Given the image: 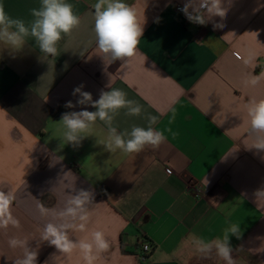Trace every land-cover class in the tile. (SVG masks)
<instances>
[{
  "label": "crops",
  "instance_id": "0c3cea01",
  "mask_svg": "<svg viewBox=\"0 0 264 264\" xmlns=\"http://www.w3.org/2000/svg\"><path fill=\"white\" fill-rule=\"evenodd\" d=\"M0 2L29 29L18 44L0 36V192L11 197L0 264L29 252L37 264H86L78 245L94 246V232L109 244L102 253L93 247L94 264H140L122 246L135 251L145 241V264H225L214 247L208 257L197 249L232 225L240 228L239 237L229 234L234 264H264V151L255 147L264 133L247 114L264 100V0H222L225 15L203 12L200 28L176 12L190 0H123L144 34L135 56L115 62L96 43L98 0H66L81 23L58 42L57 56L31 35V10L42 0ZM113 89L141 105V115L110 112V125L86 121L68 141L63 116L97 111L93 102ZM83 93L91 101L81 104ZM150 116L166 137L159 147L108 148L111 128L127 141L134 127L147 130ZM49 224L77 245L70 254L43 239Z\"/></svg>",
  "mask_w": 264,
  "mask_h": 264
},
{
  "label": "clouds",
  "instance_id": "9594fccd",
  "mask_svg": "<svg viewBox=\"0 0 264 264\" xmlns=\"http://www.w3.org/2000/svg\"><path fill=\"white\" fill-rule=\"evenodd\" d=\"M222 0H200L199 8L194 9L197 13L192 15L189 8H193L192 0L185 4L184 13L190 21L204 25L205 17L201 9H206L207 13L223 17L225 15L222 9ZM95 8V26L94 32L96 43L101 53L110 55L113 62L117 60H125L136 55L137 48L141 37L144 34L143 24L138 19L137 12L133 7L124 3L123 0H98L94 5ZM215 8L216 11L212 9ZM32 16L36 17L31 26V35L38 41L41 51L46 56L58 55V42L65 35H70L74 29L78 28L81 20L73 11V6L66 0H42V8L40 10L32 9ZM15 27L17 32H9L10 28ZM29 29L20 19L11 18L4 9V5L0 2V36H5L14 44L20 42V34L27 35ZM83 87V86H81ZM80 88L75 89V93L80 92ZM84 99L79 101L83 104L85 101H91L89 93H83ZM135 106L133 107V105ZM69 102L66 107H70ZM93 107L97 109L95 112L83 111L81 113L65 114L62 123L69 129L67 140L75 142L78 132H83L88 128V122H95L97 118L106 121L109 125L112 117L109 113H115L119 109L128 108V115L140 116L143 108L137 102L127 99V94L121 89H113L110 92L103 93L98 101L93 102ZM247 114L250 117L251 129L258 133H264V100L252 102L248 106ZM158 122L155 116L149 117V127L147 130L141 127H134L131 132V139L125 141L122 135H116V129L111 128L114 136L113 143L108 144V148L115 151L121 149L126 154L139 153L144 150L146 145L153 148L159 147L166 139L162 131L153 129L152 125ZM258 151H264V140L255 145ZM77 207L83 204V201L77 199L75 201ZM11 205V197L4 192H0V226H7L8 220H11L9 208ZM68 214L75 215V209H69ZM7 215L8 219L4 217ZM87 219V217H81ZM240 228L238 225H232L227 229L222 238H217L211 243L204 244L197 251L208 257L211 255L213 247L216 255L225 261V264H234L232 258L233 248L230 243L229 234L239 237ZM43 239L49 241L52 246L63 253L70 254L77 245L68 239L66 233L61 232L56 226L49 224L44 232ZM93 244L80 242L78 247L84 253L83 259L86 264H94L98 256L93 255V247L97 253L108 250L109 244L102 232L93 233ZM16 241H10L12 247L16 246ZM38 254L29 252L23 261L18 264H37Z\"/></svg>",
  "mask_w": 264,
  "mask_h": 264
},
{
  "label": "trees",
  "instance_id": "16d2710c",
  "mask_svg": "<svg viewBox=\"0 0 264 264\" xmlns=\"http://www.w3.org/2000/svg\"><path fill=\"white\" fill-rule=\"evenodd\" d=\"M145 242H146L145 244H149L148 241H145ZM150 247H151V245H150ZM150 252H151V250L148 251V252H146L144 250V244L143 243L139 244V246H137V249L135 251L134 250H129L126 246H122V253L125 254V255L138 256L140 264H145V261L148 259Z\"/></svg>",
  "mask_w": 264,
  "mask_h": 264
},
{
  "label": "built area",
  "instance_id": "2783aa9c",
  "mask_svg": "<svg viewBox=\"0 0 264 264\" xmlns=\"http://www.w3.org/2000/svg\"><path fill=\"white\" fill-rule=\"evenodd\" d=\"M183 9H184L183 6H181V5H177V6H176V12H177V14H178L179 16H181V17L185 20V22H186L187 24H190V25H192V26H194V27H196V28H200L202 25L199 24V23H194V22L190 21V19L188 18V16L184 13ZM200 11H201V12H205L206 9H201ZM189 13L192 14V15H196V14H197L196 12H193V11H191V10H189ZM144 250H145L146 252L150 251V250H151L150 245H149V244H145V245H144Z\"/></svg>",
  "mask_w": 264,
  "mask_h": 264
}]
</instances>
